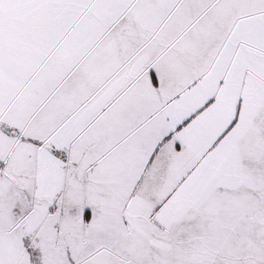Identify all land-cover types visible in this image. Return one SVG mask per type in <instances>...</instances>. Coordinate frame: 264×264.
Wrapping results in <instances>:
<instances>
[{"label": "snow or ice", "instance_id": "snow-or-ice-1", "mask_svg": "<svg viewBox=\"0 0 264 264\" xmlns=\"http://www.w3.org/2000/svg\"><path fill=\"white\" fill-rule=\"evenodd\" d=\"M0 264H264V0H0Z\"/></svg>", "mask_w": 264, "mask_h": 264}]
</instances>
